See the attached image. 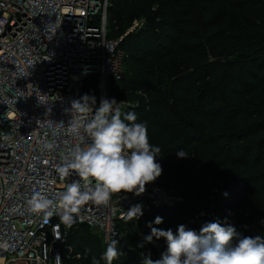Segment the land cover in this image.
<instances>
[{"label": "trees", "instance_id": "1", "mask_svg": "<svg viewBox=\"0 0 264 264\" xmlns=\"http://www.w3.org/2000/svg\"><path fill=\"white\" fill-rule=\"evenodd\" d=\"M155 1L109 0L107 37H122L129 67L109 98L138 103L128 111L161 149L157 180L186 200L147 205L144 222L122 220L119 231L131 227L135 235L118 245L122 254L113 264H142L148 252L160 258L164 238L136 246L157 216L163 223L154 227L174 232L180 224L198 231L226 219L245 236H264V0ZM134 20L143 25L130 31ZM95 84L91 77L84 88L94 95ZM180 149L188 158H177ZM203 201L211 204L208 216L198 210ZM68 244L80 258L64 255L63 264H92L107 246L84 224L70 230Z\"/></svg>", "mask_w": 264, "mask_h": 264}, {"label": "built area", "instance_id": "2", "mask_svg": "<svg viewBox=\"0 0 264 264\" xmlns=\"http://www.w3.org/2000/svg\"><path fill=\"white\" fill-rule=\"evenodd\" d=\"M108 6L109 0H0V133L13 136L11 142L0 141V244H8L0 248V264H63L64 255L79 259L68 244L71 229L87 225L107 245L121 239L118 224L131 206L172 207L183 201L179 191L155 180L138 196L112 197L109 206L81 205L70 228L56 215L29 210L28 201L41 182L46 194L58 199L73 177L61 178L57 166L76 146L88 147L87 136L83 143L72 136L64 109L90 94L84 88L87 79L95 77L99 103L124 76L122 37H107ZM142 25L134 20L129 30ZM17 98L16 108L9 105L15 118L3 119L4 103ZM117 101L122 112L138 105ZM47 143L54 147L47 149Z\"/></svg>", "mask_w": 264, "mask_h": 264}, {"label": "clouds", "instance_id": "3", "mask_svg": "<svg viewBox=\"0 0 264 264\" xmlns=\"http://www.w3.org/2000/svg\"><path fill=\"white\" fill-rule=\"evenodd\" d=\"M84 74H88L87 67ZM28 75L29 72L24 77ZM18 98L4 103L8 110L3 119L15 118L9 105L15 107ZM37 101L42 104L39 96ZM122 107V102L115 97L100 98L97 103V97L88 93L71 100L70 107L64 109L69 115V130L81 143L87 136L88 147L76 146L57 166L61 178L71 176L73 179L57 194L56 201L46 194L45 184L41 182L40 190L28 201L32 213H43L45 217L56 215L70 228L81 205L91 202L95 206H109L113 195L122 191L138 196L145 192L147 183L161 176L162 165L156 159L160 147L150 144L147 125L138 122L136 113L122 112ZM12 140L11 133H0V141ZM45 147L52 149L54 145L47 143ZM176 156L188 158L183 149L176 151ZM143 214V204L137 203L121 219L125 223L133 219L138 221ZM161 223L163 218L159 216L148 222L150 232L144 234L136 246L144 249L147 244L164 238L166 248L155 260L148 252L142 264H264V236H245L226 219L206 222L198 231L184 224L178 225L175 232L171 228L165 230L153 226ZM260 224L264 225V219ZM55 237L59 238L58 232ZM118 245L120 240L112 239L99 258L92 257V264H101V261L113 264L122 254ZM0 248L7 249L8 244H0Z\"/></svg>", "mask_w": 264, "mask_h": 264}, {"label": "rangeland", "instance_id": "4", "mask_svg": "<svg viewBox=\"0 0 264 264\" xmlns=\"http://www.w3.org/2000/svg\"><path fill=\"white\" fill-rule=\"evenodd\" d=\"M159 0H157V1H155L154 2V6H158L159 5ZM128 66H126V63H123V70H124V75H125V73L127 72V70H128ZM157 179H159V178H157ZM156 179V181H158ZM158 182H161V181H158ZM175 190H178L179 191V189L178 188H175ZM182 198H183V200H186V198L185 197H183V196H181ZM210 206H211V204H209V201H203V203H202V206H199L198 207V210H200V214L201 215H206V216H208L207 215V212L209 211V209H210ZM201 208H205V209H201ZM207 209V210H206ZM144 210L145 209H143V212H144ZM207 212H206V211ZM142 218H144V214H143V216L142 217H140L139 218V220H141ZM138 220V221H139ZM136 222H137V220H135V219H133V223L134 224H136ZM122 238L120 239V243H123V244H126V245H130V242H131V235L133 234V235H135V231H134V229L133 228H125L123 231H122Z\"/></svg>", "mask_w": 264, "mask_h": 264}, {"label": "water", "instance_id": "5", "mask_svg": "<svg viewBox=\"0 0 264 264\" xmlns=\"http://www.w3.org/2000/svg\"><path fill=\"white\" fill-rule=\"evenodd\" d=\"M260 49L264 51V42H263V44L261 45Z\"/></svg>", "mask_w": 264, "mask_h": 264}]
</instances>
